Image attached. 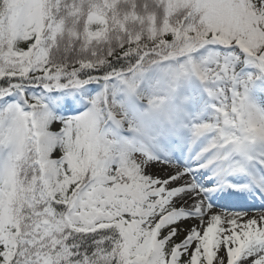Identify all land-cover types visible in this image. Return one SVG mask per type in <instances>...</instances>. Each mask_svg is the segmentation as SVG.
Masks as SVG:
<instances>
[{
	"label": "snow or ice",
	"instance_id": "obj_1",
	"mask_svg": "<svg viewBox=\"0 0 264 264\" xmlns=\"http://www.w3.org/2000/svg\"><path fill=\"white\" fill-rule=\"evenodd\" d=\"M0 264H264V0H0Z\"/></svg>",
	"mask_w": 264,
	"mask_h": 264
}]
</instances>
